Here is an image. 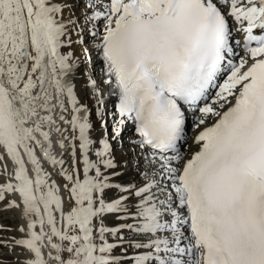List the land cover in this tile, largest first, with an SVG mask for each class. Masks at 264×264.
Segmentation results:
<instances>
[{
	"label": "snow or ice",
	"instance_id": "snow-or-ice-1",
	"mask_svg": "<svg viewBox=\"0 0 264 264\" xmlns=\"http://www.w3.org/2000/svg\"><path fill=\"white\" fill-rule=\"evenodd\" d=\"M0 203L22 264H264V0H0Z\"/></svg>",
	"mask_w": 264,
	"mask_h": 264
},
{
	"label": "bare ground",
	"instance_id": "bare-ground-1",
	"mask_svg": "<svg viewBox=\"0 0 264 264\" xmlns=\"http://www.w3.org/2000/svg\"><path fill=\"white\" fill-rule=\"evenodd\" d=\"M96 64H97V67L94 68L93 71H94L95 73H99V74H100V72H101V70H100V69H101V65H100L98 62H96ZM100 77H101V76H99V78H98L97 80H99ZM83 81H85V80H84V79H81V78H79V77H77V79H76V81H75L76 89H77V86H78L81 82H83ZM221 82H222V81H221ZM86 88H87V86H86ZM77 92H78V91H77ZM84 93H85V89H82V88H81V84H80L79 95H80L81 97H83V96H84ZM104 98H105L106 101H108V98H107V90L105 91ZM109 103H110V102H109ZM113 104H114V103H113ZM90 118H91V119H95L94 116H90ZM96 127L98 128V124L96 125ZM131 135H132V132H131V128H130V129H129V132L127 133V136L125 137V138H126V140H125V143H126V144H127L128 139L131 137ZM56 139H57V136L54 134V135H53V143H55ZM55 144H56V143H55ZM57 153L60 154V153H59V149L56 150L55 154L57 155ZM12 166H13V164H12V163L10 162V160H9V161H8V169H9V171L12 170ZM13 167H14V166H13ZM44 167H45L46 170H48V171H52L51 166L48 165L47 163L44 164ZM12 198H13V197H9V199H12ZM6 214H9L10 217H13V219H11L8 223H12V224H14V226H15V224H16L17 222H18V224H20V223L22 222L21 219H20V213H19L18 210L12 209V210H8V211H3V210L0 211V216L6 215ZM4 219H5V218H4ZM16 234H18V236L20 235V234L17 233V232H13V231H11V233H10V237L15 236ZM3 249L6 250V249H8V248H3ZM10 257L14 258L15 261L12 262V261L10 260ZM0 259H1V260H0V264H4V263H7V264H8V263H11V264H22V261H23V259H22V257H21L20 255L11 254V253H9V254L1 253V254H0Z\"/></svg>",
	"mask_w": 264,
	"mask_h": 264
},
{
	"label": "rangeland",
	"instance_id": "rangeland-1",
	"mask_svg": "<svg viewBox=\"0 0 264 264\" xmlns=\"http://www.w3.org/2000/svg\"><path fill=\"white\" fill-rule=\"evenodd\" d=\"M131 132H132V130H131ZM124 141H125V137H124ZM125 145H127V144H125ZM12 169H13V166H12ZM1 218H0V221H4V222H6V223H8L11 219H13V217H10L9 216V214H6V215H3V216H0ZM5 218V219H4ZM18 225V222L15 224V226H14V228L13 229H15V227ZM9 227H11L12 228V225H9ZM13 232H15V231H13ZM3 235V233H1L0 232V236H2ZM15 236H17L18 237V234H16ZM20 249L19 248H17L16 249V252L17 253H20ZM4 254H9V253H11L10 251H9V249H6V250H4V252H3ZM12 254V253H11ZM21 257H22V259H24V255H20ZM10 260L12 261V262H14L15 261V259L14 258H12V257H10ZM4 264H7V263H4ZM9 264H11V263H9Z\"/></svg>",
	"mask_w": 264,
	"mask_h": 264
}]
</instances>
